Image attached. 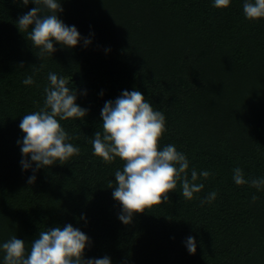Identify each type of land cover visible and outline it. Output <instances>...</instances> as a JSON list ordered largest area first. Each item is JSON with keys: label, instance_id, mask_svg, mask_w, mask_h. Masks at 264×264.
Listing matches in <instances>:
<instances>
[{"label": "trees", "instance_id": "obj_1", "mask_svg": "<svg viewBox=\"0 0 264 264\" xmlns=\"http://www.w3.org/2000/svg\"><path fill=\"white\" fill-rule=\"evenodd\" d=\"M243 3L218 9L213 0H62L59 18L82 39L74 48L54 41L57 50L41 60L16 23L36 5L0 0V264L12 236L25 241L27 254L41 230L67 224L90 238L85 259L264 264V190L233 180L236 167L248 180L264 177V18L246 19ZM49 72L67 79L89 110L60 121L78 137L68 142L80 152L35 172L29 156L32 168L24 170L19 124L42 105ZM28 76L32 85L23 84ZM124 90L141 91L165 114L161 150L172 144L183 152L189 176L192 169L212 173L194 199L182 197L178 182L167 201L127 225L108 187L124 162L105 163L91 144L102 131L105 102ZM212 191L216 199L202 204ZM189 236L195 254L186 247Z\"/></svg>", "mask_w": 264, "mask_h": 264}, {"label": "clouds", "instance_id": "obj_2", "mask_svg": "<svg viewBox=\"0 0 264 264\" xmlns=\"http://www.w3.org/2000/svg\"><path fill=\"white\" fill-rule=\"evenodd\" d=\"M27 6L36 7L20 16L17 26L24 33L41 60L45 55H52L57 49L54 41L64 47L74 48L82 39L76 26L65 24L59 13L63 12L62 0H14ZM231 0H213L218 9L227 8ZM243 13L249 21L264 18V0H244ZM84 39V45L91 40ZM49 84L44 88L42 105L37 102L38 110L23 115L19 128L25 134L21 145L24 170L32 168L35 162L38 171L41 168L61 165L80 152L79 147L68 142L74 138L62 127L60 121L70 118L83 119L88 109L77 104V90L68 86L69 81L54 72L48 74ZM32 76L23 80L24 85L34 83ZM103 95V93H101ZM102 131L94 134L91 140L94 155L105 163L113 162L117 157L122 160L123 168L115 171V182L108 187L114 188L113 197L122 205L119 219L130 224L136 213L160 205L169 199L180 182L182 197L194 199L205 187L199 181L207 179L212 173L203 170L198 173L192 169L189 176V160L178 151L175 145L168 144L160 148V141L166 132V117L162 111L154 110L152 103L146 100L139 90H124L114 101H106L101 109ZM30 156L31 162L28 157ZM36 176L32 175L28 183L32 184ZM233 180L237 185L248 184L252 188L264 190V177L245 178L240 167L233 169ZM217 192H210L201 203H212ZM259 199L252 195V203ZM90 238L72 224L41 230L30 245L26 254V243L17 236H12L2 244L3 264H112L111 258L85 259L86 246ZM186 247L190 254L197 251L195 237L189 236Z\"/></svg>", "mask_w": 264, "mask_h": 264}]
</instances>
